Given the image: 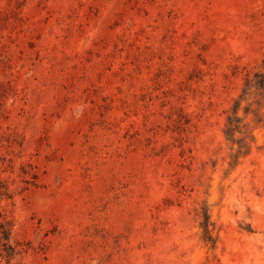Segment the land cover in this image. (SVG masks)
I'll use <instances>...</instances> for the list:
<instances>
[{"label": "rangeland", "instance_id": "obj_1", "mask_svg": "<svg viewBox=\"0 0 264 264\" xmlns=\"http://www.w3.org/2000/svg\"><path fill=\"white\" fill-rule=\"evenodd\" d=\"M0 264H264V0H0Z\"/></svg>", "mask_w": 264, "mask_h": 264}]
</instances>
